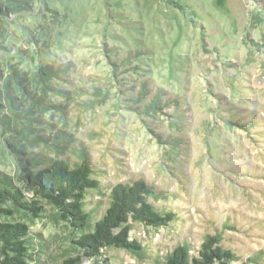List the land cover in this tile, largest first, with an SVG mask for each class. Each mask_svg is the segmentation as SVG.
<instances>
[{
    "label": "rangeland",
    "instance_id": "obj_1",
    "mask_svg": "<svg viewBox=\"0 0 264 264\" xmlns=\"http://www.w3.org/2000/svg\"><path fill=\"white\" fill-rule=\"evenodd\" d=\"M0 3V178L24 185L11 145L39 162L87 158L103 189L86 199L96 220L113 186L144 180L177 221L136 225L152 256L102 250L114 264H155L185 244L194 255L220 233L233 264L264 253V0ZM43 204L40 217H0L28 227L27 264H103Z\"/></svg>",
    "mask_w": 264,
    "mask_h": 264
},
{
    "label": "trees",
    "instance_id": "obj_2",
    "mask_svg": "<svg viewBox=\"0 0 264 264\" xmlns=\"http://www.w3.org/2000/svg\"><path fill=\"white\" fill-rule=\"evenodd\" d=\"M7 9L0 3V15ZM44 77L61 76L65 69L52 68ZM61 78V77H60ZM46 147L55 145L48 137L37 138ZM15 146V145H14ZM19 155L21 173L15 184L12 178H0V217H12L15 212H24L40 217L45 212L44 202L51 206L54 216L61 218L71 227L77 237L75 245L87 257L100 258L103 264H114L102 250H124L138 261H143L149 247L143 245L131 231L136 225L151 228H167L178 218L172 210H159L150 199L158 198L157 191L144 180L128 184L119 183L110 189L108 206L103 216L96 220L86 210L87 195L102 193L101 181L95 176L93 166L87 158L72 166L67 160L55 158L39 162L27 149L15 150ZM40 164V166H39ZM32 193V197L26 194ZM222 234L207 235L196 254H191L188 245H178L165 259L155 264H233L240 257L221 245ZM30 243L29 229L22 223H0V258L2 264H27L29 258L26 244ZM264 253L250 256L242 264H264ZM106 257V258H104ZM80 258H69L62 264H77Z\"/></svg>",
    "mask_w": 264,
    "mask_h": 264
}]
</instances>
